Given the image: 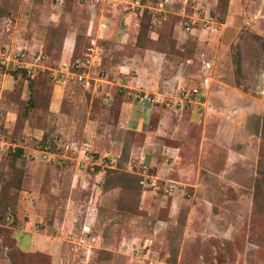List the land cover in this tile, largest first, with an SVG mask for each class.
<instances>
[{"label": "rangeland", "instance_id": "1", "mask_svg": "<svg viewBox=\"0 0 264 264\" xmlns=\"http://www.w3.org/2000/svg\"><path fill=\"white\" fill-rule=\"evenodd\" d=\"M132 1L119 5L134 10L139 43L157 53L160 84L144 96L153 113L139 134L119 129L117 109L72 75L51 109L59 69L33 64L46 61L44 41L57 58L63 30L26 27L25 0H0V264H264V0ZM66 4L81 33L90 15L78 0ZM18 70L34 76L32 88ZM194 89L182 110L178 99ZM44 136L87 144L118 166L95 181L75 163H46ZM154 157L174 163L170 176L153 178Z\"/></svg>", "mask_w": 264, "mask_h": 264}, {"label": "crops", "instance_id": "2", "mask_svg": "<svg viewBox=\"0 0 264 264\" xmlns=\"http://www.w3.org/2000/svg\"><path fill=\"white\" fill-rule=\"evenodd\" d=\"M66 1L25 0L26 4L24 6L22 2L21 12L19 13L21 17L18 16V21L22 19L26 22V27L33 24L34 28H38L42 32L43 30L47 32L52 27V29H57L58 25L63 30L57 58L52 60V56L49 54L51 50L49 51L47 43L44 41L41 42L42 46L40 48L43 49L39 57L46 59V61L39 62L38 58L33 64L36 68H57L59 70L54 71V76L60 73V77L63 78V80H60L54 77L51 97L53 106L51 109L57 111L54 105L56 104L57 106L64 96L63 88L68 82L67 77L74 76V71H71L70 67L72 66L73 68L76 60L85 55L90 42L94 41L102 53V62L100 67L90 72V87L83 88L92 90V97H95L96 91H99L98 94H101L108 108L115 107L117 109L116 126L119 129H125L136 134L142 133L153 113V106H151L153 101L143 98L144 96H149V94H155L160 84L154 74V70L158 66L157 63L154 64V62H158L155 55L157 53L152 49H148V47H143L139 43L140 32H135L137 20L134 16V10L120 6L118 0H78L81 6H85V10L90 15L87 19V29L78 33V29L70 23L75 14L73 15L71 11L69 12L70 6L66 4ZM56 22L59 24H56ZM184 35H187V33L185 32ZM186 39L181 40L180 38L179 41L185 42ZM151 40L154 41L155 39L151 38ZM83 41H88L87 47H84ZM116 50L123 53L121 60H115L110 55L111 52ZM130 50H142L144 54L133 55L131 53L132 55H129ZM78 54H82V56L77 58ZM48 60H52L54 67L46 66ZM28 65L32 64L26 63L23 67L27 69ZM98 71V76H94ZM31 78L34 80L33 75ZM94 81L96 83H93ZM91 102H93L92 98ZM91 109L92 105L90 104V114H92ZM89 123L94 126L93 121H89ZM29 130L31 131L32 128ZM166 150V155L175 158L174 151L178 150V148L166 146ZM146 152L143 158L139 160V163L144 161L147 163L146 159H148L150 152ZM176 158L178 159V157ZM148 166L156 168V175L152 176L158 180L165 179L167 175L170 176L172 174L171 167L174 166V163H169V159L159 163L154 157L148 162ZM60 171L62 173L64 169L60 168ZM103 174L105 173H95L92 175V179L94 178L95 181H98ZM81 175L79 172L74 173L72 187L77 186L81 182ZM84 184L86 185L87 181ZM97 186V184H94V187Z\"/></svg>", "mask_w": 264, "mask_h": 264}, {"label": "built area", "instance_id": "3", "mask_svg": "<svg viewBox=\"0 0 264 264\" xmlns=\"http://www.w3.org/2000/svg\"><path fill=\"white\" fill-rule=\"evenodd\" d=\"M143 1L144 0H136L132 1V3H134L138 8H142L144 7ZM191 25H194V22L193 24L186 23L184 25V30L186 33H192L191 31H193V27ZM4 57L5 53L0 51V59H5ZM101 62L102 53L98 48V45L94 41H91L90 45L87 47L85 55L76 60V62L73 64L74 77L76 78V81L82 87L89 88L90 72L100 67ZM59 75L60 74H55L54 77L56 79L63 80V78ZM198 95L199 92L197 89L191 90L190 92H188V94H184L178 99L177 105L183 110L188 105H193L195 103L194 99ZM143 99H148V97H144ZM85 146H87V144L80 147L75 143H67L63 146H57L55 151H51L49 149V146L42 145L39 152L42 156V159L46 163L62 166L67 164L68 162H71L75 163L76 169L80 171L96 173L98 169L113 170L117 168V159L109 156L108 154H104L101 156L99 154H92L89 152V150L87 151L83 149Z\"/></svg>", "mask_w": 264, "mask_h": 264}, {"label": "trees", "instance_id": "4", "mask_svg": "<svg viewBox=\"0 0 264 264\" xmlns=\"http://www.w3.org/2000/svg\"><path fill=\"white\" fill-rule=\"evenodd\" d=\"M220 3H221V1H220ZM142 31H143V28H142V30H140V34H139V35H141ZM18 71L21 72V73H19V74H21V75H22V74L26 75V79H27V81H28V86H29L30 88H32V87H33L32 84H33L34 80H33L30 76L27 75V72H26V71H24V70H18ZM19 74H17V72H13V74H10V75H12L14 78H16L17 76H19ZM44 139H45V136L43 137L42 145H43V146H49V149H50L51 151H55L56 148H57V146L54 145V144H52V143H48V142H47L46 140H44ZM22 155H23V151L20 150V149H17V150L15 151V154L13 155V159L16 161L17 159H19L20 157H22Z\"/></svg>", "mask_w": 264, "mask_h": 264}]
</instances>
